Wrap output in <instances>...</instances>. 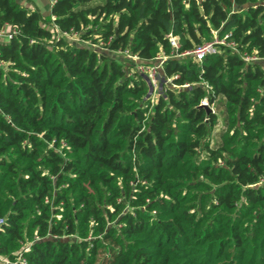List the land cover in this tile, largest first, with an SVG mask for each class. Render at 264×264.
<instances>
[{"label":"trees","instance_id":"trees-1","mask_svg":"<svg viewBox=\"0 0 264 264\" xmlns=\"http://www.w3.org/2000/svg\"><path fill=\"white\" fill-rule=\"evenodd\" d=\"M13 26L0 259L264 264V0H0ZM214 36L235 48L186 52ZM158 55L153 93L135 66Z\"/></svg>","mask_w":264,"mask_h":264},{"label":"built area","instance_id":"built-area-1","mask_svg":"<svg viewBox=\"0 0 264 264\" xmlns=\"http://www.w3.org/2000/svg\"><path fill=\"white\" fill-rule=\"evenodd\" d=\"M49 1L52 4L53 0H49ZM53 28L55 30V33L59 36H64L67 39L79 40L75 32L58 31V29L54 25H53ZM15 33H16L15 26L9 29H3V28L0 29V35L2 36L10 37L11 35ZM169 41H170L171 46L173 47L177 46L176 39L174 36L169 35ZM221 44L227 45L233 49L235 48V44L232 40H224V38L222 37L218 38L214 36L211 40L204 41L200 44H197L191 50L186 51V52L190 53L195 60L199 61L205 54L217 52ZM125 55L128 57L134 58V55H130L126 52H125ZM241 56L245 60L256 58V56L252 54H246L244 52L241 53ZM164 58H165V55H158L156 56V59L153 63H150L148 65L137 64L135 68L139 72L145 73L148 79L151 81L152 85H155V78L157 74L156 72H157V69L160 68L161 62ZM166 80H169V78H166ZM202 103L206 104L205 101H203ZM1 224H2V217L0 216V225ZM0 261H2L3 264H26L23 258H21L20 256L13 262L2 260V258L0 259Z\"/></svg>","mask_w":264,"mask_h":264},{"label":"crops","instance_id":"crops-1","mask_svg":"<svg viewBox=\"0 0 264 264\" xmlns=\"http://www.w3.org/2000/svg\"><path fill=\"white\" fill-rule=\"evenodd\" d=\"M22 6L29 9H35L42 14L49 13L51 2L49 0H16Z\"/></svg>","mask_w":264,"mask_h":264},{"label":"water","instance_id":"water-1","mask_svg":"<svg viewBox=\"0 0 264 264\" xmlns=\"http://www.w3.org/2000/svg\"><path fill=\"white\" fill-rule=\"evenodd\" d=\"M148 86H149L148 91L150 92L151 91V85L148 83ZM202 105L205 106L206 110H209V108L206 106L205 103H202Z\"/></svg>","mask_w":264,"mask_h":264},{"label":"rangeland","instance_id":"rangeland-1","mask_svg":"<svg viewBox=\"0 0 264 264\" xmlns=\"http://www.w3.org/2000/svg\"><path fill=\"white\" fill-rule=\"evenodd\" d=\"M68 40H70V39H68ZM146 76H147V75H146ZM146 78H148V77H146ZM147 80H148L149 84H152L151 81H150L149 79H147ZM155 84H156V83H155ZM154 86H155V85H154ZM152 90L154 91V89H153V85H151V92H153ZM153 93H154V92H153ZM153 96H154V95H153Z\"/></svg>","mask_w":264,"mask_h":264}]
</instances>
